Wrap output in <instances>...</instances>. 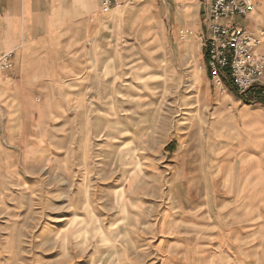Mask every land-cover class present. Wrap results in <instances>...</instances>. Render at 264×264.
Wrapping results in <instances>:
<instances>
[{"label":"rangeland","instance_id":"rangeland-1","mask_svg":"<svg viewBox=\"0 0 264 264\" xmlns=\"http://www.w3.org/2000/svg\"><path fill=\"white\" fill-rule=\"evenodd\" d=\"M168 4L108 13L65 51L67 79L0 85V264H264V207L215 208L253 193L207 188L195 165L209 148L193 107L207 51L175 33ZM228 233L242 247L222 250Z\"/></svg>","mask_w":264,"mask_h":264},{"label":"crops","instance_id":"crops-1","mask_svg":"<svg viewBox=\"0 0 264 264\" xmlns=\"http://www.w3.org/2000/svg\"><path fill=\"white\" fill-rule=\"evenodd\" d=\"M149 1L154 3V0ZM168 1L169 16H172V6L174 10L175 33L191 32L193 36L188 41L198 46L212 0ZM261 4L255 5V13L260 11ZM144 6H149L148 11L153 8L152 4ZM187 9L192 12L189 11L185 16L189 19L185 20L182 14ZM255 13L247 18L253 21L252 25L238 24L260 38V51L264 53V23ZM107 16L108 13L101 11L99 0H0V57L13 54L11 70L0 73V85H6L9 92H13L14 88L19 91L26 81L67 79L69 72L63 66L65 51L82 46L85 37L101 33L100 27L105 25ZM122 16L115 17L116 21L122 22ZM203 71L200 69L194 74L195 89L199 92L194 94L193 107L199 108L195 111L199 113L197 124L206 131L209 129L202 134L209 148L195 157V165L207 188H223L229 195H234L236 188L253 193L255 201L225 200L219 206L215 204V208H248L253 202L251 207L263 208L258 202L264 194V103L252 96L241 97L228 85L225 88L214 86L209 73ZM235 219L242 221L245 217ZM261 232L259 230L256 239L261 240ZM241 240L240 236L232 238L229 233L224 234L219 238V247L238 250L242 247ZM217 262L210 259L207 264Z\"/></svg>","mask_w":264,"mask_h":264},{"label":"built area","instance_id":"built-area-1","mask_svg":"<svg viewBox=\"0 0 264 264\" xmlns=\"http://www.w3.org/2000/svg\"><path fill=\"white\" fill-rule=\"evenodd\" d=\"M140 0H99L103 13L136 5ZM255 10L251 0H212L206 14L201 41L207 51L210 79L214 86L232 85L241 97L264 103V53L261 41L237 23ZM13 54L0 57V71L12 67Z\"/></svg>","mask_w":264,"mask_h":264},{"label":"trees","instance_id":"trees-1","mask_svg":"<svg viewBox=\"0 0 264 264\" xmlns=\"http://www.w3.org/2000/svg\"><path fill=\"white\" fill-rule=\"evenodd\" d=\"M206 57H207V54H206Z\"/></svg>","mask_w":264,"mask_h":264},{"label":"bare ground","instance_id":"bare-ground-1","mask_svg":"<svg viewBox=\"0 0 264 264\" xmlns=\"http://www.w3.org/2000/svg\"><path fill=\"white\" fill-rule=\"evenodd\" d=\"M147 7V6H146Z\"/></svg>","mask_w":264,"mask_h":264}]
</instances>
